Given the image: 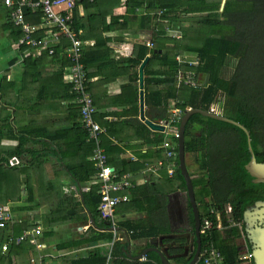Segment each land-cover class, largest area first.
I'll use <instances>...</instances> for the list:
<instances>
[{"label":"crops","instance_id":"1","mask_svg":"<svg viewBox=\"0 0 264 264\" xmlns=\"http://www.w3.org/2000/svg\"><path fill=\"white\" fill-rule=\"evenodd\" d=\"M227 1L212 2L220 3L222 13ZM96 2H101L100 7L93 10L97 20L89 23L88 28L80 29L87 54V88L97 107L95 120L105 130L100 138V148L107 156L108 165L118 175H129L131 186L121 192L129 200L116 208V232L112 227L109 230L113 241H104L106 229L97 228L102 218L98 209L100 181L89 145L93 142L87 143L80 107L69 80V42L60 37L53 43V55L24 48L10 29L13 10L0 0V91L9 102L4 105L6 101L0 95V116L10 112V124L19 134L16 135L29 137L25 143L29 153L23 158L28 164L20 160L0 168V207L8 208L13 215L12 222L0 229V264H82L96 250L116 245L126 259L134 262L147 263L150 259L154 264H163L161 257L152 250L172 245L181 249L176 253L169 252L170 264H191L194 259L197 250L195 221L187 188L182 187V181L177 177L178 157L173 161L168 159V150L163 147L169 140L166 133L154 131L141 119L139 69L146 58L138 67L134 61L139 60L142 48H148L147 43H152L149 51L163 53L157 51V46L164 45L165 41L157 40L158 31L153 23L146 26L142 22V17L146 16L143 6L130 0ZM79 4L78 10L75 9L76 16L79 23L85 24L86 10L82 0ZM134 5L139 8L134 9ZM39 11L33 10L32 14ZM44 21L45 18L36 25L29 24L38 27L37 37H54L58 31ZM181 26L204 29L198 20ZM164 29L168 32L167 37L181 41L179 26H165ZM57 47H61L58 55ZM178 57L201 62L189 52L177 54V62ZM180 65L182 69L174 79L176 87L165 83L157 85L155 80L146 86L148 77L145 74L144 116L157 125L171 120L175 112H183L178 106L181 102L167 96L170 88L174 86L175 93L185 86L199 89L208 84L207 76L202 73L197 74V87L180 84L179 78L189 69ZM161 79L164 80V76L157 80ZM161 90L162 95L154 101L149 92ZM190 109L193 108H187V111ZM209 111L222 114L218 104H213ZM182 118L179 117L175 124L178 130ZM196 131L201 132L199 126ZM18 144L16 140H4L0 152L14 150ZM186 157L189 158L186 163L193 184L196 178L199 182V196L196 186L194 188L196 202L200 199V203L204 184L210 179L206 159L199 152ZM86 169L94 170L89 180ZM215 215L219 240H226L228 244V228L222 223L221 213ZM226 216L229 218L228 208ZM36 229H41L40 236L20 245L12 242L24 231ZM235 244L239 247V257L250 251L245 231ZM4 245H8L7 251L3 250ZM122 255L118 258H123ZM156 257L161 263L155 262ZM116 260L113 258L110 264ZM195 264H202L201 258Z\"/></svg>","mask_w":264,"mask_h":264},{"label":"trees","instance_id":"2","mask_svg":"<svg viewBox=\"0 0 264 264\" xmlns=\"http://www.w3.org/2000/svg\"><path fill=\"white\" fill-rule=\"evenodd\" d=\"M96 1L90 3V0H82V6L86 10L85 24L79 23L76 8L74 12L76 31L88 28L89 23L97 20V14L93 10L99 8L101 2ZM130 1L145 8L146 16L142 17V22L146 26H150V22L153 23L158 31L157 40L165 41L164 45L157 46V51L161 50L163 53H155L144 47L141 49L139 60H133L138 67L148 55L151 56L145 70L148 77L146 86L151 84V80H155L157 85L165 83L175 86L176 73L182 69L175 59L177 54L189 52L198 57L201 62L194 68L196 78L197 74L202 73L207 76L208 84L199 89L185 86L175 93H173V86L169 89L167 96L181 102L178 106L183 109V113L187 112V108L209 111L213 104H218L226 118L240 123L249 131L256 160L258 163H264V0H228L222 13L219 11L220 3L212 2L213 0ZM77 5L81 6L79 0ZM135 8L139 7L134 5ZM33 10L25 8L24 16L26 22L29 21L28 23L36 25L42 22L44 15L41 11L32 14ZM197 20L201 22V28L204 29L194 30L191 29L192 26L188 28L181 26ZM116 21L117 19L113 22ZM165 26L171 28L179 26L182 32L181 41L167 37L168 32L164 29ZM10 29H12V34L15 33V38L19 40L22 28L17 27L13 22ZM203 31H208V33L202 35ZM79 37L83 41L81 34ZM61 39L65 38L61 37ZM197 40H200L201 44H196ZM158 44L156 42V45ZM60 49L61 47H57V55ZM86 56L84 49L82 60L87 68ZM156 66L159 68L156 69ZM182 67L188 69L185 64ZM159 76H164V80H157ZM149 94L154 97L155 101V97L162 95V90L149 92ZM0 95L4 98L5 93L3 95L0 91ZM8 104L9 102H4V105ZM154 105H156L155 102ZM7 113L6 116H0V145L4 140H16L19 144L14 150L0 152V168L12 165L13 159L21 160L27 165V161L23 158L29 153L25 149V143L28 142L29 137L17 136L19 134L15 133L10 124L11 114ZM196 126H199L201 132L196 131ZM18 133L21 131L18 130ZM86 137L88 138L87 134ZM172 142H174L178 155V140L174 138ZM89 145L93 152L95 143H89ZM185 151L186 156L201 153L206 159L207 172L210 173V179L204 184L200 203L197 199L202 223L210 220L214 224L213 229L207 235L201 236L202 246L212 243L224 255L226 264H242L243 261L238 253L239 247L236 246L235 240L244 232V214L256 203L264 202V184L253 183V177L247 171L252 155L246 133L235 125L195 114L190 117L186 126ZM176 165L178 167L177 177L182 181V187L186 189L178 159ZM86 172L89 180L94 170L89 172L86 169ZM100 199L99 197V203ZM229 207L232 212L227 218ZM218 212L221 213L223 225L228 228V244L226 240H219L216 229L218 220L215 215ZM231 222L242 223V228L240 229L237 225L233 226ZM97 228L106 229L104 241L108 243L113 241L112 233L109 231L111 228L109 222L102 220ZM97 239L94 240L95 243ZM119 250L117 245L96 250L89 259L82 261V264H107L109 256H111L110 262L113 258H117L113 264H154V261L150 259L147 263L128 260ZM171 252L175 251L171 250ZM119 254L123 258L119 259ZM158 258H155V262L161 263Z\"/></svg>","mask_w":264,"mask_h":264},{"label":"built area","instance_id":"3","mask_svg":"<svg viewBox=\"0 0 264 264\" xmlns=\"http://www.w3.org/2000/svg\"><path fill=\"white\" fill-rule=\"evenodd\" d=\"M3 2L13 10L12 19L14 24L22 28V35L19 39L21 46L28 49L43 50L53 55L55 54L53 43L57 42L60 37H64L69 42L68 59L70 61L69 80L71 88L74 98L80 106L82 125L88 135V142L95 143L92 161L96 168L97 179L100 181L99 195L101 199L98 207L99 214L102 220L111 224L112 230L115 233L116 208L129 200L127 196L121 195V192L130 187L131 183L128 180L129 175L120 176L115 172L114 168L108 165L107 156L100 148V138L105 130L95 120L97 107L87 88V71L82 60L85 44L79 37L80 31H76L74 28L73 11L77 7V2L76 0H3ZM25 8L41 10L45 18L44 22L47 25H54L58 31L54 34V37L50 36L43 39L35 37L38 27L26 22L24 16ZM146 45L148 48L152 47L151 43H147ZM177 60L180 64H185L189 68L179 78L180 84L197 87L194 68L198 66V62L187 61L181 57H178ZM182 116H184V113L177 111L171 120L161 124L165 128L164 133H166L167 139H169L163 143V147L168 150L167 155L170 161L175 160L177 157L172 139L176 138L178 140L179 138V131L175 124L178 122L179 117ZM13 161L18 160L13 159ZM13 161L11 164L14 165ZM228 212H232L230 207L228 208ZM12 219L13 215L10 210L6 207H0V229L6 228L12 222ZM232 224L240 228L242 227V223ZM213 227L212 221L205 220L201 226V235H207ZM41 233V229H36L34 232L24 231L20 237L12 240V242L15 245H20L34 238V236H40ZM33 243H35V240H33ZM8 249V245L3 246L4 251ZM200 258L202 264H225L224 255L212 243H208L202 248ZM240 259L243 262H250L253 259V255L250 251H247ZM110 260L111 256H109L107 264H110Z\"/></svg>","mask_w":264,"mask_h":264},{"label":"water","instance_id":"4","mask_svg":"<svg viewBox=\"0 0 264 264\" xmlns=\"http://www.w3.org/2000/svg\"><path fill=\"white\" fill-rule=\"evenodd\" d=\"M151 57H146L145 61L141 64L139 69V89H140V105H141V119L154 131L165 132L163 126L157 125L150 120H147L144 116L145 107V67L150 61ZM195 114H200L202 116L218 120L221 122L229 123L235 125L242 129L247 137L249 150L251 152L252 158L251 162L247 166V171L253 177V183L264 184V163H258L256 157L253 153L251 146V135L249 131L242 126L240 123L235 122L226 118L223 114H218L214 111H204L201 109H190L187 111L179 125V138H178V159H179V169L181 175L183 176L188 198L192 207L194 221H195V235L197 237V250L194 255V259L191 264H195L199 261L201 250H202V237H201V226L202 220L199 212V208L195 197V188L192 178L189 174L187 163H186V151H185V132L186 126L191 116ZM92 220V219H91ZM244 231L246 242L251 246L250 251L253 255V264H264V202H258L256 205L244 214ZM169 249V250H168ZM181 248L176 245L169 246L168 248H163L162 250L153 249L162 259L163 264H170L169 259L171 258L169 252L171 250L177 252Z\"/></svg>","mask_w":264,"mask_h":264},{"label":"rangeland","instance_id":"5","mask_svg":"<svg viewBox=\"0 0 264 264\" xmlns=\"http://www.w3.org/2000/svg\"><path fill=\"white\" fill-rule=\"evenodd\" d=\"M208 33V31H203L201 34L202 35H204V34H207ZM202 39H203V37H201ZM195 41V40H194ZM196 44H201V41L200 40H197L196 42H195ZM152 44V43H151ZM4 99H5V97H4ZM187 158V157H186ZM187 161H189V158H187ZM13 163L14 164H16V163H18V161H13ZM195 179V178H194ZM194 184H195V186H196V194L199 196V194H200V192H199V182H198V179L196 178V180L194 181ZM200 199H198V201H199ZM228 214H230L229 212H228Z\"/></svg>","mask_w":264,"mask_h":264},{"label":"flooded vegetation","instance_id":"6","mask_svg":"<svg viewBox=\"0 0 264 264\" xmlns=\"http://www.w3.org/2000/svg\"><path fill=\"white\" fill-rule=\"evenodd\" d=\"M217 113V112H216ZM247 248H251V246L249 245V244H247ZM250 262H252L253 263V259L250 261Z\"/></svg>","mask_w":264,"mask_h":264}]
</instances>
